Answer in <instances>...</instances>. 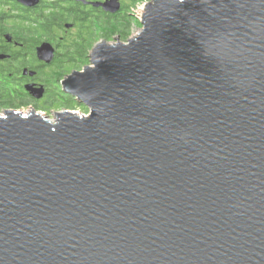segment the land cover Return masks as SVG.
Returning <instances> with one entry per match:
<instances>
[{"label": "water", "instance_id": "1", "mask_svg": "<svg viewBox=\"0 0 264 264\" xmlns=\"http://www.w3.org/2000/svg\"><path fill=\"white\" fill-rule=\"evenodd\" d=\"M141 22L61 81L88 115H0V264H264V0Z\"/></svg>", "mask_w": 264, "mask_h": 264}, {"label": "flooded vegetation", "instance_id": "2", "mask_svg": "<svg viewBox=\"0 0 264 264\" xmlns=\"http://www.w3.org/2000/svg\"><path fill=\"white\" fill-rule=\"evenodd\" d=\"M139 2L0 0V110H11L2 108V104H12L15 99L19 104L18 108L26 105L33 112L70 111L67 107L69 101L57 102L49 91V82L42 79L39 72L23 67L14 76L16 60L31 55L37 59L38 68L73 66L74 56L79 55L74 52L77 48L91 45L88 47L89 54L98 41L108 40V21L115 22L124 17L131 20L130 11ZM42 45H49L53 50L50 63L37 58V49ZM15 86L19 89L14 90ZM28 86H31L30 90L27 89ZM38 89L41 90L39 97L38 92H35Z\"/></svg>", "mask_w": 264, "mask_h": 264}, {"label": "rangeland", "instance_id": "3", "mask_svg": "<svg viewBox=\"0 0 264 264\" xmlns=\"http://www.w3.org/2000/svg\"><path fill=\"white\" fill-rule=\"evenodd\" d=\"M150 0H141L136 7L132 8L130 11V18H131V23L128 26V31H126V40L122 41L121 38L122 36V31L119 29H115L114 35L112 37H108V40L106 41H98L99 42H107L109 44H115L117 41H120L122 43L127 42L129 39L135 37L140 30L142 29V22H141V17L143 15L144 11V4ZM124 21H126V18H123ZM122 36V37H121ZM96 37L94 38V40ZM96 43V44H97ZM91 53V51H90ZM90 53L88 56H90ZM88 59L85 56V53L81 55H75L74 56V62L75 64L72 65H63L60 68H38V63L37 59L31 55H28L26 57H19L13 67V72L14 76L17 75V71L23 67H27L29 69H34L35 71L39 72L38 75L42 78L45 79L49 82V88H50V93L58 100L57 102H62L63 100H68L69 105L73 109L72 112H75L76 114H84L85 116L88 115V110L87 108L78 103L75 99L73 98H67L66 94L63 91V87L61 86V81L63 80L65 76L69 75L72 71H81L84 66H86V63L88 62L87 65H90V61H87ZM82 66V68H80ZM62 79V80H61ZM15 89H19L17 86H15ZM30 107L24 105L21 108H17L16 111H19L22 114H27L30 112ZM33 112V111H32ZM57 112H61V110H52L51 112L48 111L46 113H39L42 115L44 118L54 121L55 119V114ZM4 111L0 110V115H3Z\"/></svg>", "mask_w": 264, "mask_h": 264}, {"label": "trees", "instance_id": "4", "mask_svg": "<svg viewBox=\"0 0 264 264\" xmlns=\"http://www.w3.org/2000/svg\"><path fill=\"white\" fill-rule=\"evenodd\" d=\"M136 1H141V0H136ZM125 18H126V21H124L123 18L122 19L119 18L115 22L113 20H109L108 21V24H107L109 26V34H108V37H112L114 35L115 29L117 28V29H119V30H121L123 32L122 33V36L123 37L121 36L122 37L121 40L122 41H125L126 40V38H125L126 35H127L126 34L127 33L126 31H128V26L130 25L131 20L129 19V17H125ZM90 46L91 45H88L87 44L86 47L77 48L74 52L77 53V54H79V55L85 53V56L88 59L89 58L88 57V50H89L88 47H90ZM87 61H89V59ZM87 64H88V62L86 63V65ZM80 68H82V66H80ZM62 79L64 80L65 78H62ZM3 105L4 104H2V108H11L12 110H16L18 108V105L19 104L14 99L13 102H12V104H7V105H4V106ZM67 107H69L70 111H73V109H75V108H71L70 105H68Z\"/></svg>", "mask_w": 264, "mask_h": 264}, {"label": "built area", "instance_id": "5", "mask_svg": "<svg viewBox=\"0 0 264 264\" xmlns=\"http://www.w3.org/2000/svg\"><path fill=\"white\" fill-rule=\"evenodd\" d=\"M40 113H42V112H40ZM38 114H39V113H38ZM23 115H25V114H23ZM42 115H43V113H42ZM42 115H41V116H42ZM78 115L80 116V114H78ZM82 115L85 116L84 114H82Z\"/></svg>", "mask_w": 264, "mask_h": 264}]
</instances>
